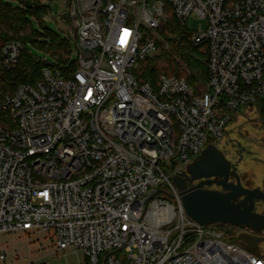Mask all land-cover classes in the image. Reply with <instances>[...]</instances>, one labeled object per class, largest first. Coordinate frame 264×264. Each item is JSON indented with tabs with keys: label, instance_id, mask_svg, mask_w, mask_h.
Instances as JSON below:
<instances>
[{
	"label": "built area",
	"instance_id": "built-area-1",
	"mask_svg": "<svg viewBox=\"0 0 264 264\" xmlns=\"http://www.w3.org/2000/svg\"><path fill=\"white\" fill-rule=\"evenodd\" d=\"M60 1L76 70L67 77L42 60L37 84L0 86V234L53 232L58 251L79 249L87 264H264L191 220L168 175L264 100V0ZM191 17L208 29L188 30ZM172 19L207 47V90L136 76ZM24 49H0V75L17 69Z\"/></svg>",
	"mask_w": 264,
	"mask_h": 264
},
{
	"label": "rangeland",
	"instance_id": "rangeland-1",
	"mask_svg": "<svg viewBox=\"0 0 264 264\" xmlns=\"http://www.w3.org/2000/svg\"><path fill=\"white\" fill-rule=\"evenodd\" d=\"M38 1L41 6L48 8L49 12L29 13L28 18L33 28L37 32L45 34L46 26L51 32L68 40L71 45V62L76 61L78 53L74 43L66 36L67 25L59 20V17L66 11L63 2L60 0ZM4 3L19 10H25L19 1L4 0ZM186 28L193 33H202L208 29V22L197 17H191L186 23ZM27 34H29V30L21 33L23 36ZM202 48V51H207V47ZM25 50L34 58L54 62V57L39 44L28 42ZM163 51L169 52L174 64L169 65L165 59L161 58ZM153 58L157 59L156 65L160 70V75H171L170 71L167 70L171 66L182 78L186 79V75L189 74L187 65L180 57L171 53L162 36L159 40V51ZM141 72L142 70H139L136 76L138 77ZM158 78L159 76L157 80ZM139 79L142 80L141 77ZM197 88L201 91L207 90L206 83H199ZM215 146L232 164L238 165V174L242 178L244 186L250 189L264 188V116L258 106L247 112L243 109L239 115L233 116L225 137ZM168 175L173 181V176L170 173ZM164 192L167 195H163L162 198L173 205H177L172 198L173 191L170 188H165ZM257 212L264 213L263 204L258 205ZM214 226L224 233L228 242L239 244L264 255V231L255 232L224 224ZM1 253L6 254V260L0 261V264H87L85 253L79 249L71 247L64 251H58L57 240L53 232L50 234L23 231L2 233L0 234V255Z\"/></svg>",
	"mask_w": 264,
	"mask_h": 264
},
{
	"label": "trees",
	"instance_id": "trees-1",
	"mask_svg": "<svg viewBox=\"0 0 264 264\" xmlns=\"http://www.w3.org/2000/svg\"><path fill=\"white\" fill-rule=\"evenodd\" d=\"M29 1V4L26 5L25 3V10L23 11L5 4L4 0H0V49L11 41L22 42L25 48L28 42L39 44L54 57V66L68 77L77 67L76 61L71 62L70 42L51 32L46 26L45 34L37 32L33 28L28 14L48 13L49 11L48 8L39 5L38 0ZM27 30H29V34L21 35ZM161 36L171 53L180 57L187 65L189 74L186 75V80L188 83L194 88H197L199 83H206L208 80V52L206 50L202 51V47H195L191 44V35L186 28L175 19H172L161 33ZM161 58L165 59L169 65L174 64L167 51L162 52ZM156 61L157 59L152 57L143 62L140 69L142 72L139 75L142 80L150 82L152 86H155L157 77L160 76ZM68 64L69 67H67ZM44 67L45 63L42 60L29 55L24 49L21 52L17 69L11 74L0 75V86L12 91L18 85H35L41 80ZM172 68L174 67L171 66L167 69L171 75L174 74L172 76L180 77L176 69ZM257 106L264 116V100H260Z\"/></svg>",
	"mask_w": 264,
	"mask_h": 264
},
{
	"label": "water",
	"instance_id": "water-1",
	"mask_svg": "<svg viewBox=\"0 0 264 264\" xmlns=\"http://www.w3.org/2000/svg\"><path fill=\"white\" fill-rule=\"evenodd\" d=\"M175 166L173 163L172 168ZM231 178L236 183H230ZM197 181L199 183L194 185ZM173 184L187 216L194 222L203 226L224 224L264 231V215L256 211L257 202L264 203V190L243 186L238 166L215 145H208L186 171L174 176ZM213 186L221 190H213Z\"/></svg>",
	"mask_w": 264,
	"mask_h": 264
},
{
	"label": "flooded vegetation",
	"instance_id": "flooded-vegetation-1",
	"mask_svg": "<svg viewBox=\"0 0 264 264\" xmlns=\"http://www.w3.org/2000/svg\"><path fill=\"white\" fill-rule=\"evenodd\" d=\"M203 152H204V151H203ZM203 152H202V153H203ZM202 153H201V154H202ZM237 166H238V165H237ZM239 176H240V175H239ZM240 179H241V182H242V178H241V177H240ZM198 183H199V181L195 182L194 185H196V184H198ZM230 183H236V180H235L234 178H231V179H230ZM242 185H243V182H242ZM243 186H244V185H243ZM245 187H246V186H245ZM246 188H248V187H246ZM212 189H213V190H221V188H219V187H217V186H213ZM262 190H264V188H263ZM259 204H263V205H264V203L257 202L256 211H257V209H258V205H259ZM260 214H261V213H260ZM262 214L264 215V213H262Z\"/></svg>",
	"mask_w": 264,
	"mask_h": 264
}]
</instances>
